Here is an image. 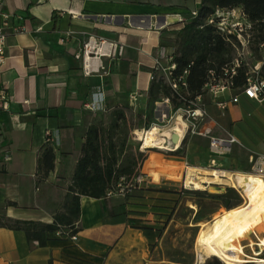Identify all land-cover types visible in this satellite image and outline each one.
Returning <instances> with one entry per match:
<instances>
[{"label":"crops","instance_id":"obj_1","mask_svg":"<svg viewBox=\"0 0 264 264\" xmlns=\"http://www.w3.org/2000/svg\"><path fill=\"white\" fill-rule=\"evenodd\" d=\"M200 3L4 0V10L12 18L0 89L6 90L11 100L8 110H0V219L52 223L55 215L64 211V198L88 128L103 118L107 123L113 110L170 113L172 117L183 113L184 108L174 111L165 100L151 102L148 92L156 60L167 64L166 58L173 52L162 46L163 41L175 39L186 13L197 11ZM16 27L23 30L15 33ZM89 38L115 43L123 51L113 58L98 52L104 71L86 75L77 55ZM234 97L238 103L232 102ZM93 102L102 103L104 109H88ZM220 103L227 104L225 110ZM202 104L207 114L203 127L211 129L213 136L227 138L230 134L238 141L232 148L241 147L255 157L264 154V102L229 89L217 96L207 93ZM173 124L176 129L178 122ZM47 130L59 135L56 168L38 185L37 163ZM139 131L133 132V140ZM141 133L143 136L144 130ZM192 150L190 146L188 154ZM151 160V156L145 159L141 167L147 177ZM160 162L158 159L162 165ZM149 202L142 191L127 200L82 196L77 242L52 238L41 246L29 240L23 230L0 226V264L171 263L154 255L160 242L157 231L136 224L142 218L133 212L148 207Z\"/></svg>","mask_w":264,"mask_h":264},{"label":"trees","instance_id":"obj_2","mask_svg":"<svg viewBox=\"0 0 264 264\" xmlns=\"http://www.w3.org/2000/svg\"><path fill=\"white\" fill-rule=\"evenodd\" d=\"M240 9L245 18L252 24L253 41L251 52L262 58L264 49V0H201L197 17L186 13L184 25L176 33L175 39L163 41L162 46L172 49L176 64L173 78L183 76L185 72L186 86L180 85L178 91L163 80H154L150 86L148 97L151 102L169 99L174 111L188 108L196 98L207 95L206 85L226 81L225 70L231 65L235 51L227 37L219 31L209 19L218 10ZM235 40V37L232 36ZM248 67L241 66L237 74L229 78L230 89L239 93L247 86ZM154 72V71H153ZM211 72L214 75H211ZM155 73V72H154ZM264 78V67L262 72ZM139 122L143 116L137 114ZM133 116L129 117L123 109H115L110 113L109 121L104 118L91 125L86 133L80 158L75 166L72 182L67 188L64 198L63 212L55 215L52 223L38 221H18L5 217L0 219V226L23 230L29 240L38 241L45 246L52 238H66L77 234V221L80 219V199L82 196L94 199H107L110 191L116 190L121 178L131 179L141 172L146 154L139 152V145L133 143V132L136 129H148L150 122H144L139 128L131 125ZM56 146L48 143L40 150L37 163V183L45 182L56 168ZM145 199L159 203L154 208L168 209L167 202L177 203L180 193L158 189H141ZM196 195L205 193L196 192ZM133 195L124 198L127 200ZM219 201L220 205L230 210L242 204L234 189H227L219 195H208ZM61 233V234H59ZM59 234V235H58ZM208 264H222L218 259Z\"/></svg>","mask_w":264,"mask_h":264},{"label":"built area","instance_id":"obj_3","mask_svg":"<svg viewBox=\"0 0 264 264\" xmlns=\"http://www.w3.org/2000/svg\"><path fill=\"white\" fill-rule=\"evenodd\" d=\"M197 11L192 13L193 17H197ZM12 16L4 10V0H0V69L6 64L7 61V38L8 31L10 28V21ZM210 24L216 25L221 33L227 37V41L231 43L232 48L235 51L234 59L231 65L225 70V74L228 76L226 81L220 80L217 84H207L206 90L207 93L213 96L220 95L230 89L229 78L237 74V70L241 66L248 67V79L247 86L243 89L241 94L245 95L247 98L256 100L260 103L264 102V78L262 77L263 67H264V51L262 58L251 62L250 60L254 57L251 52V44L253 41V27L252 24L245 18L243 12L240 9L235 10H218L214 16H212L209 21ZM23 30L22 27H16L13 29V32L18 33ZM232 36L235 37V40L232 39ZM261 48L264 49V45H261ZM117 51L122 53L123 47H119L115 43H109L104 39H100L98 42L96 39L89 38L84 45L82 53L77 55L78 59L83 61L84 72L86 75H91L94 73H100L104 68L99 64L97 60V53L101 52L108 58H113L116 56ZM167 64H164L162 60H156L154 72L151 75L152 81L154 80H163L167 82L174 91H178L180 85L186 86L185 75L178 78H173V71L176 69V64L174 62L173 55H169L167 58ZM211 75H214L211 72ZM11 100V96L4 89H0V110H8V103ZM166 103H169V99L165 100ZM238 97L232 99L233 103H238ZM202 97L196 98L194 102H191V106L183 109V113L179 116L171 117L169 123L176 118L181 119L186 124V132L190 130L189 135H199L205 138H208L210 141V149L216 156H222L228 154L232 150V146L238 144V141L235 137L228 134L227 138H217L212 135V130L203 127V122L207 116L205 109L203 107ZM90 110H103L104 106L102 103H90L86 106ZM219 107L222 110H225L227 107L226 103H220ZM166 126L161 127L159 125H153L149 130L144 131L143 136L150 131L151 129L158 130V134L161 138H164L163 146L166 153H177L181 144L178 142L173 143L172 137L176 133V129L169 128L167 133H163V129ZM186 134V133H185ZM143 136L140 138L142 145L140 151L144 154H147L149 149L144 145ZM186 136V135H185ZM182 138V140L185 138ZM45 140L48 143H52L55 146H59V135L54 131L47 130L45 133ZM181 140V142H182ZM160 150V149H159ZM10 158L6 157V161H9ZM243 176H254L259 177L264 181V154L256 155L253 161L252 171L249 173H242ZM237 176V174H236ZM146 175L142 172L137 173L131 179L127 180L126 178H121L120 183L118 184L116 190L110 191L108 193V198L119 197L125 198L129 195H132L137 188H140L141 185L146 180ZM221 186V185H219ZM222 187V186H221ZM224 191H220V194L226 192V187ZM235 191L239 195L243 205L248 203V197L245 189L239 185L234 186ZM61 234V233H59ZM58 234V235H59ZM253 240L257 243L261 239L264 240V224H261L259 228L256 229V232L252 235ZM73 242L78 241V235L75 234L70 238ZM250 240L243 241L245 243V249L249 246ZM252 251L251 257L264 259V249L261 250L259 247H256V251L250 247ZM223 263V262H222ZM225 264V263H223ZM253 264H264V263H253Z\"/></svg>","mask_w":264,"mask_h":264},{"label":"rangeland","instance_id":"obj_4","mask_svg":"<svg viewBox=\"0 0 264 264\" xmlns=\"http://www.w3.org/2000/svg\"><path fill=\"white\" fill-rule=\"evenodd\" d=\"M258 59L259 56L255 55L250 61L254 62ZM119 105L125 107L124 104ZM139 114L143 116V121L141 122L136 117L137 113H128L129 117L133 116L131 125L137 128L144 122H150V127L153 124H158L159 126L168 125L169 127L163 129V133H167V130L172 128L173 123H175V120L169 123L172 117L170 113ZM147 130L144 129V131ZM142 131L143 129L139 131L140 134L138 136H135L136 140H132L134 145H139V152H141L140 147L142 142L140 138H142ZM190 146H193V150L191 154H188ZM149 151L150 153L146 159L150 156L152 157V160L149 162L150 177H146L145 182L141 185V189L178 192L180 193V198L177 203L167 202L166 205L170 206L168 209L154 208L152 206L139 208V211L133 212L135 217L142 218L136 224L144 228H154L157 231L160 242L159 248L155 251L154 255L161 259L171 260V263L167 261L164 264H199L197 238L201 225L211 222L216 215L218 216L228 209L221 206L216 199L208 197L211 194L219 195L215 194L213 185H206V189L203 191L196 190L193 186H188L186 181L187 168L199 162L202 164V168L208 170L226 171L234 175L249 173L252 171L255 156L237 146H234L228 154L222 156L212 155L210 141L198 135H188L184 141L183 148L177 154L166 153L159 149H149L147 153ZM158 159L163 161L160 162L162 165L157 163ZM149 165L147 164V168ZM154 166H156V169L153 168ZM221 186L226 187V189H234V186L231 185ZM196 192L205 194L196 195ZM140 194L141 190H136L132 195L136 196ZM128 199L131 198L129 197ZM151 203L159 205L156 201H150L147 204L151 205ZM240 206H243V204ZM243 244L245 247L244 242ZM245 251L247 255H252L250 248H246ZM213 259L215 258L205 256L204 264H208Z\"/></svg>","mask_w":264,"mask_h":264},{"label":"bare ground","instance_id":"obj_5","mask_svg":"<svg viewBox=\"0 0 264 264\" xmlns=\"http://www.w3.org/2000/svg\"><path fill=\"white\" fill-rule=\"evenodd\" d=\"M100 53V52H99ZM176 133L181 144L186 133V124L178 118ZM147 148L164 150V138L158 130L151 129L143 136ZM146 168V167H145ZM152 171V170H151ZM165 172V171H164ZM188 186L196 190H205L206 185L242 186L247 194L248 203L225 211L209 223L201 225L197 238L199 264H204V257L217 258L225 264L264 263V259L254 258L246 254L243 241L250 240L249 246L254 252L256 247L264 249V240L256 243L252 235L264 224V181L259 177L232 174L226 171L208 170L199 167H188L186 172Z\"/></svg>","mask_w":264,"mask_h":264},{"label":"water","instance_id":"obj_6","mask_svg":"<svg viewBox=\"0 0 264 264\" xmlns=\"http://www.w3.org/2000/svg\"><path fill=\"white\" fill-rule=\"evenodd\" d=\"M189 132H190V130H188L187 132H186V136H185V138L189 135ZM172 141H173V143H177V142H179V135L178 134H173V137H172ZM172 154H176V153H172ZM221 186H214V188H215V194H220V191H224L225 190V188H223V187H221Z\"/></svg>","mask_w":264,"mask_h":264}]
</instances>
